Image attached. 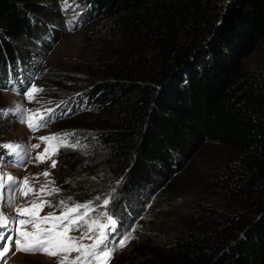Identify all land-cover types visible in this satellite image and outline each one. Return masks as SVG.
<instances>
[{"label":"trees","instance_id":"trees-1","mask_svg":"<svg viewBox=\"0 0 264 264\" xmlns=\"http://www.w3.org/2000/svg\"><path fill=\"white\" fill-rule=\"evenodd\" d=\"M47 1L0 0V81L12 65L33 77L27 61L62 17ZM83 1L78 20L100 34L80 57L86 88L59 101L71 175L117 236L146 211L140 264H264V74L245 66L264 0Z\"/></svg>","mask_w":264,"mask_h":264},{"label":"rangeland","instance_id":"rangeland-1","mask_svg":"<svg viewBox=\"0 0 264 264\" xmlns=\"http://www.w3.org/2000/svg\"><path fill=\"white\" fill-rule=\"evenodd\" d=\"M58 1H60L58 5L62 9L60 10L62 17L59 20L49 19L53 28L57 30V35L50 32V28L46 24L47 32L45 31L44 33H46L48 39L45 42L49 46L47 47L49 49L33 51L37 54L30 55L31 57L27 62H30V65L34 67L35 73H32L33 77L30 76L32 78L27 82L18 74L16 68L12 76H18L17 81H10L11 76L8 74L6 68L5 73L2 75V81H0V109H11L16 105H20L23 109H30L33 113L39 111L47 117V110L53 109L62 98L67 97L74 91L86 88L87 76L89 75L86 73L84 64L80 65V57H82L83 53L84 56L85 53L93 54V41L95 39L98 40L100 23L96 20V17L85 22L78 20L84 9L88 8L83 0ZM44 2L48 1L44 0ZM65 4H67V7H65ZM78 23L81 24L78 25ZM62 27H66V29L62 30ZM27 52L29 51L27 50ZM25 57L24 59L27 60L28 58ZM245 66L247 69L257 70L264 74V40L260 47L245 60ZM23 68L20 67L19 69L22 70ZM18 81L26 82V89L31 84H35L42 91L35 92V99L28 100L24 94L25 89L20 87ZM17 86L22 90H18ZM90 109L91 107L85 109L80 115L87 113ZM18 115L13 112L7 116H0V128L2 131L0 134V145H20L19 154L23 157V162L20 163L8 157L3 158V160L0 158V175L4 177L11 175L16 178L17 182L27 177L29 179V186L34 191L30 192L28 196H23L15 191H10L14 185L12 182L5 180L4 187L0 189V195L3 197V199H0V210L11 218L17 215L14 212L15 207L30 208L33 200H36L37 203L46 201L47 203L39 210V216L42 217L49 213L61 215L65 210V206L61 205L60 201H65L68 207L76 203L84 204L92 201L95 197L91 196L93 192H86L81 189V185L77 182L76 177L71 175L67 152L60 147L58 151L52 153L51 146L40 140V137L52 134H72L70 133L71 128L75 124L66 123L68 122V118H63V116L62 118L46 122V125L38 130H32L20 121ZM80 131L83 132L85 129L81 127ZM80 131L78 130V132ZM36 144H39L40 147H31ZM46 147L52 153L50 156L44 152ZM38 153L45 156L43 161L36 159ZM53 160L56 161L54 168L52 167ZM45 171L49 173L47 177L43 175ZM45 184L48 185V189L40 193L41 186ZM52 188L59 189V191L52 192L50 191ZM9 197L13 200L11 204L9 203ZM145 199L143 198L142 202ZM149 204L150 202H147L146 207L149 208ZM111 206L112 197H110V202L106 209H110ZM83 211L84 209H81L80 213L72 215H79ZM101 212L92 205L88 219H100L104 221V213ZM147 222L146 211H143L133 221V225L129 231L132 238L125 247L119 248L113 253L109 264H140L151 257L150 251L145 249L141 241L143 234L147 230ZM26 227L29 231L34 230L31 225H27ZM41 227H51V224H43ZM85 227L81 226L79 230L74 228L69 235L80 236ZM85 243H91V241L86 240ZM11 249L7 254L6 264H58L59 257H51L43 253L23 252H16L13 255L12 253L15 251L14 244L11 246ZM75 255L76 253L71 254L73 257ZM0 264H4V261H0Z\"/></svg>","mask_w":264,"mask_h":264},{"label":"snow or ice","instance_id":"snow-or-ice-1","mask_svg":"<svg viewBox=\"0 0 264 264\" xmlns=\"http://www.w3.org/2000/svg\"><path fill=\"white\" fill-rule=\"evenodd\" d=\"M67 7V4H65ZM42 91L35 84H31L25 89V96L28 100L35 99L34 93ZM52 109H48L47 113L51 116ZM17 113L21 122L25 123L30 129L38 130L46 125L45 116L37 111L35 113L30 109H23L20 105H16L11 109H0V116H7L10 113ZM64 134H52L42 136L40 140L46 142L52 148V153L58 151L60 147H76L74 144H69ZM9 150L13 155H17L20 151V145L3 144L0 145ZM32 148H39L40 145H32ZM44 152L49 156V148L46 147ZM36 159L43 161L45 156L38 153ZM19 162H23V157H18ZM56 166V161H52V167ZM45 177L49 175L47 171L43 173ZM12 182L14 187L10 191H15L23 196H28L34 189L29 186V179L25 177L22 181L17 182L16 178L8 175L4 177L0 175V189L4 187V182ZM48 185H42L40 193L45 192ZM50 191L55 192L59 189L52 188ZM0 199H3L0 195ZM97 200L100 198L97 197ZM110 202V197L103 200V206H107ZM9 203H13L9 197ZM46 201L37 203L36 200L31 202V207H15L16 216L9 217L0 210V229L10 228V233L0 232V261L6 264L7 254L12 250L11 246L15 245L16 252L23 253H43L51 257H59L58 264H109L113 253L127 245L132 238L131 234L122 236L119 241L109 239L108 229L113 230L116 227V221L112 216L104 213V221L100 219H88L89 211L92 210V201L84 204L76 203L71 207L65 204V201H60L61 205L65 206V210L61 215L49 213L45 216H39V210L42 209ZM83 213L73 216L74 213ZM43 224H51V227H41ZM18 225V226H17ZM27 225H31L34 230L29 231ZM81 226H86L80 236H71L69 233L75 228L79 230ZM91 243H85V241ZM72 253H76L73 257Z\"/></svg>","mask_w":264,"mask_h":264}]
</instances>
